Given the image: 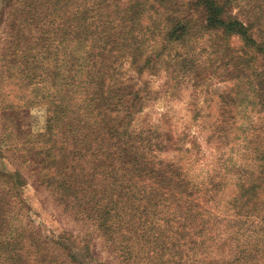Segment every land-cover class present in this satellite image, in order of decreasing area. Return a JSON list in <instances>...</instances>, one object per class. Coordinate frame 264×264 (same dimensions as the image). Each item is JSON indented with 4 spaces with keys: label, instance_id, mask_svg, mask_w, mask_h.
I'll list each match as a JSON object with an SVG mask.
<instances>
[{
    "label": "trees",
    "instance_id": "trees-1",
    "mask_svg": "<svg viewBox=\"0 0 264 264\" xmlns=\"http://www.w3.org/2000/svg\"><path fill=\"white\" fill-rule=\"evenodd\" d=\"M59 3L70 4L71 13ZM41 5L53 13L37 19V33L15 32L12 43L19 81L26 79L29 88L53 82L55 96L39 142L45 157L42 182L59 204L90 222L126 261L259 264L264 254V123L243 139L249 165L235 171L236 189L224 209L229 213L221 217L207 206L219 182L209 176L212 187L198 186L177 157L160 160L163 144L172 148L168 139L152 143L154 133H144L142 143L134 142L129 124L141 96L135 85L121 80L126 64L138 74L166 70L172 79L190 81L208 79L209 70L223 67L225 81L231 80L233 89L241 87L227 96L236 100L233 105L251 103L263 114L264 23L254 20L259 16L255 7L247 0H49ZM235 5L238 13H233ZM29 42L35 48L29 49ZM12 68L11 63L7 77ZM3 141L0 137V145ZM17 171L1 172L0 186L28 207ZM248 225L258 231L244 233ZM19 228L13 220L0 221V264L81 260L76 235L46 237Z\"/></svg>",
    "mask_w": 264,
    "mask_h": 264
},
{
    "label": "rangeland",
    "instance_id": "rangeland-1",
    "mask_svg": "<svg viewBox=\"0 0 264 264\" xmlns=\"http://www.w3.org/2000/svg\"><path fill=\"white\" fill-rule=\"evenodd\" d=\"M47 1L0 0V137H4L0 145V174L18 170L25 182L21 187L23 198L28 202V207H21L15 192H7L0 186V221L4 220L5 225L13 220L19 229L30 228L46 237L63 232L76 235V246L82 250L81 260L67 264H137L136 260L126 261L112 244L104 241L90 222L74 217L73 212L59 204L42 182L41 161L45 157L39 136L45 132L48 103L55 96L54 86L49 79L43 85L31 88L26 79L19 81L17 66L20 64L16 62L17 52L13 50L12 42L16 38L15 32L22 29L29 34L37 33V19L53 13L51 7H41V3ZM247 1L259 13V16H253L256 23L263 24L264 0ZM67 5L59 3L58 6L66 7L71 13V6ZM238 8L235 5L233 13H238ZM24 20L31 24L29 29L23 27L27 24ZM20 41L24 44V40ZM238 42L237 38L231 39L233 46L237 47ZM26 45L29 49L35 48L30 42ZM219 59H224V55ZM32 61L30 63L34 65ZM11 63L13 68L9 73L12 77H7ZM42 65L43 69L47 68V61ZM37 71V77H43ZM208 73V79L190 81L172 79L171 71L166 70L154 75L147 72L138 74L126 64L121 80L125 86L135 85L141 96L140 104H132L133 111L140 109L138 113L135 111L136 115L129 124L134 142L142 143L144 133H154L156 137L152 143L159 139L170 140L172 148L163 144L166 148L157 151L160 160L177 157L188 177L198 186L204 183L212 187L209 176L215 183L219 182L218 189H212L214 193L207 206L225 217L229 213L228 209L224 210L225 203L236 189L235 171L249 165L250 161L242 152L243 139L252 134L254 127L256 129L264 123V112L258 114L251 103L240 107L233 105L236 100L231 101L227 96L231 91L237 93L241 87L233 89L231 80L225 81L223 67ZM74 97L79 102L81 95ZM220 134L225 137H220ZM257 231L248 225L244 233ZM258 259L259 264H264V254Z\"/></svg>",
    "mask_w": 264,
    "mask_h": 264
}]
</instances>
